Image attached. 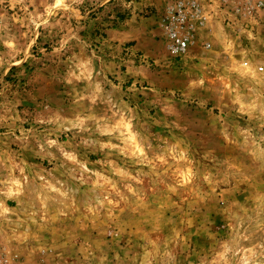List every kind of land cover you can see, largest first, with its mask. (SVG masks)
Masks as SVG:
<instances>
[{"label": "rangeland", "instance_id": "obj_1", "mask_svg": "<svg viewBox=\"0 0 264 264\" xmlns=\"http://www.w3.org/2000/svg\"><path fill=\"white\" fill-rule=\"evenodd\" d=\"M98 2L0 5L5 257L264 264V69L240 65L264 64V39L173 57L161 28L153 34L147 6L124 23L121 38L105 40L104 29L128 16ZM23 52L42 69H4ZM108 53L122 63L101 65ZM32 81L30 100L21 92L30 93ZM25 132L58 143L61 165L46 178L45 159L42 177L11 184L10 146Z\"/></svg>", "mask_w": 264, "mask_h": 264}, {"label": "built area", "instance_id": "obj_2", "mask_svg": "<svg viewBox=\"0 0 264 264\" xmlns=\"http://www.w3.org/2000/svg\"><path fill=\"white\" fill-rule=\"evenodd\" d=\"M7 3L8 0L0 1L2 6ZM217 22L227 27L223 30L228 41L241 42L248 47L259 35H264V0H169L160 26L166 49L173 57L186 55L195 48L212 49L213 42L206 38V33ZM203 30H206L205 35ZM249 64L244 60L240 65L257 72L264 69L261 62L254 66ZM0 264L22 263L17 260L10 263L0 249Z\"/></svg>", "mask_w": 264, "mask_h": 264}, {"label": "crops", "instance_id": "obj_3", "mask_svg": "<svg viewBox=\"0 0 264 264\" xmlns=\"http://www.w3.org/2000/svg\"><path fill=\"white\" fill-rule=\"evenodd\" d=\"M97 1L100 2L96 3L97 4L96 6H100L103 8H107L110 6L116 7V5H121L122 8L117 10L118 13H125V15L128 16L127 19L126 17L124 19H120V20L118 19L115 28L108 27L104 29V33H105L104 39L111 40L115 38V36L116 37L119 36L121 38L119 33L121 32L120 30L123 27L124 23H126L128 19H132L134 16L138 15L137 12L143 10V8H145L146 6L148 9L153 11L149 15V19L152 20L151 27H152V31L154 32L153 34L154 35L158 34L160 31V29L158 28H160L161 26L164 7L169 0H141V1L131 0L130 3H126L124 0H97ZM119 17L121 18L120 15ZM214 26L212 30L208 31L207 33L206 30H203L204 35L206 33L207 35L206 38L212 40L213 44H215L214 46H217L218 48H221L223 44L226 46L229 38L227 35L223 34L224 33L223 29L225 28L227 29V27L225 26V28H223L221 25H219V23L216 28ZM263 39H264L263 34L257 37V41L259 42ZM250 46L253 45H251L250 43ZM38 59H39L38 57L33 56L30 52L28 53V55H26V53L23 52V54L20 55L19 57L17 58L14 57L13 60H8L7 63L4 64V69L9 71L12 70L15 72L23 71L29 74V72L34 71L37 68L42 69L40 66L35 68V65L38 63L37 62ZM100 59H101V65H107V64L117 65V63H122L121 58L116 56L112 57L111 54L109 53L100 56ZM48 65H52V64L48 63ZM114 71L116 72V70ZM28 81L31 80L28 79ZM31 85L32 88L34 89H32L30 93H26V94L21 92V95H25L28 99L33 100L35 98L33 93L34 91L37 90L35 89L37 83H35V81H32ZM33 96L34 98H31ZM31 102H37V100ZM18 141L20 144L17 148H13L10 146V150H11L10 155L12 159L10 164L11 173L10 176L8 177V181L11 184L26 182V181L29 182L33 179L36 180L37 178L42 177L43 176L42 164H44L45 159H47V161H51L52 164L50 172L46 171L47 174L44 175L46 178L49 175L50 176L53 175V172L56 169L55 167L61 165L59 164V161H61L59 159V152H58L59 144L58 143L55 144L53 140H51V142H48L47 139L42 138V134L39 135L36 134V136H31L30 134L28 135V133L25 132L23 134H20V136L18 137ZM44 143H49V146L51 145L49 150L46 147H44ZM14 167H16L17 169L15 170ZM10 195L11 197L18 196V194L15 193L14 194L12 193Z\"/></svg>", "mask_w": 264, "mask_h": 264}]
</instances>
